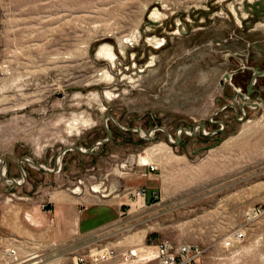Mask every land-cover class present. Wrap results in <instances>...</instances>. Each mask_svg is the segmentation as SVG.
Instances as JSON below:
<instances>
[{
	"label": "rangeland",
	"instance_id": "obj_1",
	"mask_svg": "<svg viewBox=\"0 0 264 264\" xmlns=\"http://www.w3.org/2000/svg\"><path fill=\"white\" fill-rule=\"evenodd\" d=\"M262 68L264 0H0V264L67 262L28 214L62 189L146 186L74 251L186 241L204 264H264V74L238 94ZM23 157L56 170L24 176Z\"/></svg>",
	"mask_w": 264,
	"mask_h": 264
},
{
	"label": "crops",
	"instance_id": "obj_2",
	"mask_svg": "<svg viewBox=\"0 0 264 264\" xmlns=\"http://www.w3.org/2000/svg\"><path fill=\"white\" fill-rule=\"evenodd\" d=\"M224 116H227L226 113ZM221 117L219 116L220 120H222ZM154 174V171L149 170L145 177L150 179ZM140 185L145 186L147 184H139L136 187ZM146 187L149 194L155 191V189L150 191V188ZM72 191L62 189L57 192L49 209H42L40 205L34 204L28 211L30 219L38 218L36 220H38L37 225L39 226L38 231L32 232L31 229L33 235L31 239L36 238L38 243L52 242L60 250V255L56 258L65 260L68 264H73L76 254L83 253L82 251H74V242L78 240L80 234L94 235L89 246L91 244H103L104 239L101 242L102 236L100 234L95 236V234L100 229L116 224L121 220L124 208L130 203L133 193V191L113 192L104 188L102 190H88L79 196L76 194L77 192ZM48 217L51 218L50 222L47 221ZM106 246L111 245L107 243ZM117 259L103 260L96 264H119L114 263Z\"/></svg>",
	"mask_w": 264,
	"mask_h": 264
},
{
	"label": "built area",
	"instance_id": "obj_3",
	"mask_svg": "<svg viewBox=\"0 0 264 264\" xmlns=\"http://www.w3.org/2000/svg\"><path fill=\"white\" fill-rule=\"evenodd\" d=\"M151 169L155 166L150 165ZM147 188L140 187L133 192L136 197L146 198ZM257 214V208H253ZM259 210V208H258ZM253 213V212H252ZM252 214L248 213V219ZM247 227L241 225L234 228L222 240V244L229 248L236 241H241L246 237ZM148 247H130L128 249L116 250L113 246L97 248L89 253H79L75 255L73 264H96L105 259L118 258L119 264H204V247L196 242H173L170 240H160ZM58 264H68L59 262Z\"/></svg>",
	"mask_w": 264,
	"mask_h": 264
},
{
	"label": "water",
	"instance_id": "obj_4",
	"mask_svg": "<svg viewBox=\"0 0 264 264\" xmlns=\"http://www.w3.org/2000/svg\"><path fill=\"white\" fill-rule=\"evenodd\" d=\"M262 74H264V68H262V69H260V70H256V71L253 72V74H252V76H251V79H250V82H249V86H248V88H247V91H246V94H245V95L243 94V92L238 91V94H240V96H242V98H243V102L239 104L240 107H243L245 104L250 103V102H248V100H247V99H248V96H249L252 92H254L255 90H257V89L254 87V85H255V79H256L258 76L262 75ZM230 76H231V73L227 72V73H226V77L230 78ZM251 103H254V104H256V105L258 104V102H251ZM229 105L235 106L236 108L239 107V106H237L235 103H226V104H225V106H229ZM109 116H110V115H109ZM106 121H107V117H105V128H106V131H107V134H108V139H104L103 142L109 140V139L111 138V136H112V133H111V131H110L109 127H108V123H107ZM200 123H201V125L203 126V123H202V122H200ZM117 125L120 126V127H122V128H124L120 123H117ZM182 129L185 130L188 134H190V132H188V131L186 130L185 127H183ZM149 135H150V134H148V136H149ZM168 135H169V134H168ZM176 138H177V140L179 141L181 137L179 136V134H177ZM172 141H173V140H172ZM73 147H75V148H77V149H80V150H82V151H86L85 149H83V148H81L80 146H77V145H74ZM93 147H94V146H93ZM93 147H91V148L89 149V151L92 150ZM24 160H25V161H29L30 163H33L34 165H36V166H38V167H40V168H43V169H47V170H51V171L56 170L55 168H54V169L48 168V167H46L44 164H42V163H40V162H34L33 160H30V159H28V158H24V157H23V158L20 159V168H21L22 173H23L24 176L26 175V174H25V171H24V169H23V166H22V161H24ZM56 164H57V163H56ZM1 174H2V177L6 178V179H10L12 182H14V183H16V184H22V182H23V181H20V180L16 179L15 177H9V176H7V175L5 174V164H4L3 162H2V164H1Z\"/></svg>",
	"mask_w": 264,
	"mask_h": 264
},
{
	"label": "bare ground",
	"instance_id": "obj_5",
	"mask_svg": "<svg viewBox=\"0 0 264 264\" xmlns=\"http://www.w3.org/2000/svg\"><path fill=\"white\" fill-rule=\"evenodd\" d=\"M112 60V59H111Z\"/></svg>",
	"mask_w": 264,
	"mask_h": 264
}]
</instances>
